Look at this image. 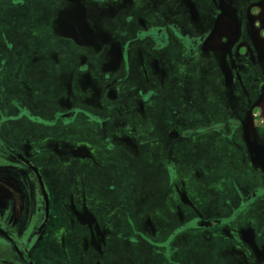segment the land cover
Wrapping results in <instances>:
<instances>
[{"label":"flooded vegetation","instance_id":"obj_1","mask_svg":"<svg viewBox=\"0 0 264 264\" xmlns=\"http://www.w3.org/2000/svg\"><path fill=\"white\" fill-rule=\"evenodd\" d=\"M206 236L264 262V0H0V264H184Z\"/></svg>","mask_w":264,"mask_h":264},{"label":"rangeland","instance_id":"obj_2","mask_svg":"<svg viewBox=\"0 0 264 264\" xmlns=\"http://www.w3.org/2000/svg\"><path fill=\"white\" fill-rule=\"evenodd\" d=\"M40 74V73H37ZM43 82L48 83L51 82L48 78L43 79ZM146 119V118H144ZM142 123V118L140 119ZM213 161V160H212ZM128 166L126 167L127 170L122 173L121 175V182H123V177H128L127 174L131 173V177L127 182L129 184L130 189L128 190L131 192L132 190L138 191L139 199L144 200L148 203H155L160 199H165L164 197H160L159 190L151 188L152 184H157V182H153L152 179V172L151 170L144 166L143 162L138 161V165H132L126 161ZM132 163V162H131ZM150 167V166H149ZM151 168V167H150ZM75 177L76 180L78 179L81 184L87 186L89 182H101L106 176L107 173H102L99 169H90L88 171L84 170H75ZM138 176H140L144 183L138 182ZM113 181L112 177L110 178ZM105 181V180H104ZM99 184H102L99 183ZM58 187V186H57ZM62 186L60 185L58 189L55 191L52 189L49 195V205L50 209L53 210V202L55 196L59 198V195L62 196ZM136 189V190H135ZM98 192V191H97ZM53 218V216H50ZM50 221V220H49ZM205 236V235H202ZM199 239L196 237V240L191 241L188 244H184L186 246L185 251L182 252L180 255V261L184 264H231L232 259L230 258V254L227 255L226 253L219 251V243H216L213 240H210L209 237ZM210 240V241H208ZM57 264H62V259L56 260ZM264 264V262H262Z\"/></svg>","mask_w":264,"mask_h":264}]
</instances>
